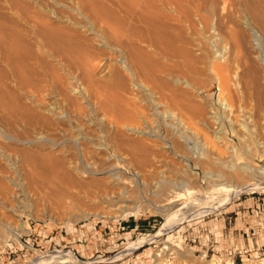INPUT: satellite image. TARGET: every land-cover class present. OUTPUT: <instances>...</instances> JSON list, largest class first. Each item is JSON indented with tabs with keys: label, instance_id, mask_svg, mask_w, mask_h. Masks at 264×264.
Wrapping results in <instances>:
<instances>
[{
	"label": "rangeland",
	"instance_id": "obj_1",
	"mask_svg": "<svg viewBox=\"0 0 264 264\" xmlns=\"http://www.w3.org/2000/svg\"><path fill=\"white\" fill-rule=\"evenodd\" d=\"M206 16L204 0H0V264H32L54 248L73 252L66 248L79 247L80 224L109 223L114 232L125 225L127 246L166 223L172 191L182 193L174 209L215 206L225 193L211 191L224 169L216 158L264 165V145L248 132L264 141L256 97L234 81L249 58L214 37L225 56L215 58ZM16 28L25 39L17 36L13 51ZM163 176L186 183L155 185ZM250 191L156 239L183 241L184 253L206 264L189 238L202 242L204 227L226 230L227 214L264 188Z\"/></svg>",
	"mask_w": 264,
	"mask_h": 264
},
{
	"label": "bare ground",
	"instance_id": "obj_2",
	"mask_svg": "<svg viewBox=\"0 0 264 264\" xmlns=\"http://www.w3.org/2000/svg\"><path fill=\"white\" fill-rule=\"evenodd\" d=\"M194 1H196V0H194ZM204 1L206 3V9H207V13H208V16H206V22H207V25H208L207 28H209V30H210L209 34L211 33L210 34L211 36H210V42L209 43H210V45L212 47V51H213L214 57L217 58V59H222V58L225 57V56H223L221 54L222 52L218 48L215 47V44H216V43L214 44L215 40L213 41V39L215 37V38H217V39L219 38L221 40H223L224 38H226V39L228 38L233 43V46L236 48V50L242 51L245 54V58H249V64L246 62V64H248V67L246 66L247 69L245 68L246 71H244L242 74L237 73L235 75V77L233 76L235 78V80L234 79L233 80L235 81V84L238 85V86H241V88L245 87L247 89L250 88V90H252V92L255 95L256 100H257V107H258V114H259L258 116H259V119H260V124L264 127V6H263V3H262L263 1L262 0H204ZM196 5H197V3H196ZM2 28H3V26L1 27V29ZM13 30H15V31L11 30L13 32L12 35H16V36H12V38L14 37L15 39H12V40L10 39V41H12V44H13V46H12L11 43H10V45L12 46V47L10 46V50H11V48L13 49L14 45L15 46H16V44L18 45V43H16V41L21 40L20 37L21 38L23 37V36H20L21 34L20 35H17L18 33L14 34V32H16V30L18 32L17 28L13 29ZM27 34H29V33H26V35ZM10 35H11V32H10ZM17 36H20V37H18V39H17ZM26 40H27V38H26ZM21 41H20V43H21ZM24 41H23V43H24ZM224 41H225V39H224ZM25 43L27 44L28 42L26 41ZM26 46H28V45H26ZM17 48H18V46H17ZM17 48H15V49H17ZM15 49H13V51ZM219 64L220 63H218L217 65H219ZM227 65H225V66L227 67ZM222 67L225 70V67L223 65L220 68L222 69ZM229 68H231V67L229 66ZM226 70L227 71H225V72H228V70H230V69H226ZM233 72H234V70H233ZM236 72H238V71L236 70L234 73H236ZM227 75L228 74L226 73V76ZM232 75H231V77H232ZM225 77H224V80L226 79V81H227L226 83H228L229 80L227 78H225ZM233 84H234V82H233ZM217 99L220 102V104H222L223 108L226 109L228 107L227 106L228 104L224 101V98H219L218 97ZM221 110H222V108H221ZM216 111L217 110L211 111L212 112L211 116L214 117L213 119L218 120V123H219L221 121L220 118H219L220 114L219 113L217 114ZM222 113H223V111H222ZM242 121H243V119H242ZM241 124L244 127L245 126L247 127V125H246V123L244 121ZM248 132H249V136L251 138V141L253 142L252 144H255L256 146H259V145L261 146L262 144L264 145V141L261 140V136L259 134H257V132L255 133L252 129H248ZM221 144H222L223 149L226 152H229V151L231 152V150L233 149L230 146L231 143H229V140H225V141L223 140V142ZM223 149L221 151L225 152ZM22 155H25V154H22ZM44 155H46L45 158L50 157V159H51V156H50L51 154H44ZM231 156H232V154H231ZM226 157H227V155H226ZM45 158L43 157V159H45ZM52 158H53V156H52ZM57 158H55V159L57 160ZM228 158H230V157H228ZM50 159H46V161L47 160L50 161ZM216 159H215L216 164L219 162L221 165H223L222 168H224L223 169L224 171L220 170L216 174H214L216 176V177L213 176L215 178V181H213L212 178H211V182L213 181L212 183L210 182L211 183V188H213L211 191H213V190L217 191V192H222L223 191V192L226 193V195H224L225 194L224 193V194H222L221 199L217 198V200H219V201H217L215 206L211 207V205H210L211 208L208 207L209 205L207 207H201V208H197V207L193 206L191 209L182 210L183 209L182 206H178V205H177L178 207L174 209V206H176V204H177L176 201L178 200V198L180 196H182V193H180V191H177V190L176 191H172L171 190L172 192H171V195H169V197L167 198V202H168V204L169 203L173 204L172 205L173 207H171V209L173 211L168 214V216H167L168 218L166 217L167 218L166 223L163 224V226L160 228V230L156 234L151 235V236H146V237H140V238L130 242L125 248L126 251L128 249H130V248H137V247H139L141 245H146L150 241L155 240V238L158 235H160V234H162V233H164L166 231H170L175 226L181 224L185 220L195 219V218H197V217H199L201 215H204V214H206L208 212H211V211H214V210H218L221 206H226L231 201L230 200L231 197L239 194L242 191H246V190L255 191L257 189L264 188V165H260L258 167H254V166L250 165L249 163H244V164L236 165L234 167L235 162H233V161L231 163V162H229L226 159L225 160L220 159L218 161ZM231 160H233V159L231 158L230 161ZM9 161H11V160H9ZM215 161H214V163H215ZM43 162H45V161H43ZM55 162L56 161H54V163ZM47 163H49V162H47ZM57 164H59V163H57ZM57 164H54L53 166H55ZM220 166H218V167H220ZM225 166H227V167L225 168ZM232 166L234 167V170H232L230 172V168ZM55 167H57V166H55ZM58 167H60V165ZM233 167L231 169H233ZM227 168H228V171L226 170ZM19 170L20 169L14 170V171H17V172H15V174H17ZM5 172H7V170H5ZM19 173H21V172L19 171ZM19 173H18V176L20 175ZM135 174L137 176H139L138 172H135ZM70 177H71V175H70ZM165 178H164V176H163V178H160V180L156 181L157 184H155V185H158V186L161 185L162 186L164 184V186L167 185V188L169 189L170 188L169 186H174L176 184V186L180 185L178 188H182L181 185H183V183L185 182V181H182V180L181 181H177V180L175 181L174 179L172 180V179H165ZM194 179H196V178L194 177ZM233 179L234 180L235 179H237V180L243 179L245 181H243V182H235L236 180L233 181ZM202 181H200V182L203 184L204 181L203 182ZM3 183L5 184V182H3ZM12 183H13V181H12ZM201 183H200L199 187H201V189H202V187H205V186L204 185L202 186ZM139 184L144 185V181H142V183H139ZM12 185H15V187H16V184H12ZM207 186H209V185H207ZM3 187H4V185H3ZM4 188H6V187H4ZM20 188H21V186H20ZM205 188H207V187H205ZM205 188L203 190H205ZM16 189H19V188H16ZM178 190H180V189H178ZM10 191H12V190H10ZM14 191L12 193L15 195ZM191 192L197 193V191L195 192L194 190L191 191ZM217 192H215V193H217ZM13 194H12V196H14ZM207 195H209V194H207ZM229 196H230V198H228ZM14 197H16V196H14ZM208 197H207V199H208ZM6 198L9 199L10 197L9 198L6 197ZM193 199H195V198H193ZM196 200H198L199 202L202 201L201 198H198V197H196ZM211 204H213V203H211ZM3 205H4V203H3ZM5 205H6V203H5ZM5 209H4V211H5ZM3 215H5V214H3ZM174 218H176V219H174ZM0 223H2V222H0ZM60 249H63V248H60ZM66 249H71V248H66ZM53 250H55V249H53ZM53 250H51L52 252L49 253V254H46L43 258H40V259L36 260L35 262L33 261L32 264H45V263L48 264V262H51V261L52 262H60L61 264H74L75 261L77 260V258L74 255V253L69 251V250H67V251L58 250V249L55 250V251H53ZM125 250H123V251H125ZM123 251H120L116 255L122 253ZM215 263H216V261H215Z\"/></svg>",
	"mask_w": 264,
	"mask_h": 264
},
{
	"label": "built area",
	"instance_id": "obj_3",
	"mask_svg": "<svg viewBox=\"0 0 264 264\" xmlns=\"http://www.w3.org/2000/svg\"><path fill=\"white\" fill-rule=\"evenodd\" d=\"M254 196L256 199L244 209L227 214L229 226L221 230L219 235L211 227H204L202 242L200 239L195 242L197 235L190 237L192 242L201 247L192 249V255L204 258L206 264L212 261L218 264H264V192H257ZM238 217L245 221V226L236 225ZM124 227L121 225V230L114 232L109 223L80 224L74 237L79 247H67L72 249L77 258L74 264H195L191 255L184 253L185 243L178 239H173L177 242L161 243L160 239L155 238L146 245L126 251ZM224 227L226 221L221 228ZM213 228L215 230V226ZM120 251L123 252L115 256ZM85 252H89V255H85Z\"/></svg>",
	"mask_w": 264,
	"mask_h": 264
},
{
	"label": "crops",
	"instance_id": "obj_4",
	"mask_svg": "<svg viewBox=\"0 0 264 264\" xmlns=\"http://www.w3.org/2000/svg\"><path fill=\"white\" fill-rule=\"evenodd\" d=\"M193 245H197L196 243H194ZM198 246V245H197ZM216 263H218L217 261H216Z\"/></svg>",
	"mask_w": 264,
	"mask_h": 264
}]
</instances>
